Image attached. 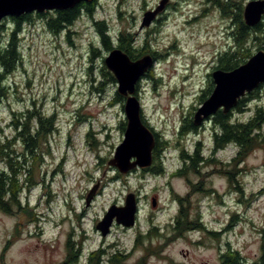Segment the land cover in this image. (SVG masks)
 Returning <instances> with one entry per match:
<instances>
[{"label": "rangeland", "instance_id": "1", "mask_svg": "<svg viewBox=\"0 0 264 264\" xmlns=\"http://www.w3.org/2000/svg\"><path fill=\"white\" fill-rule=\"evenodd\" d=\"M160 1L97 0L94 18L81 14L71 28L58 34L49 30L44 18L22 25L23 62L6 78L7 95L0 100V135L12 137L10 122L14 114L25 116L28 109H38L42 115L56 113L58 130L50 135L49 142H40L43 159L33 166L35 187L22 192L25 206L11 214L0 211L1 263L35 264L46 253L59 257L54 249H62L63 244L56 236L63 238L68 229L75 237L91 236L98 244L96 219L110 203L125 200L133 192L139 195L143 232L147 231V216H154L153 221L161 225L160 234L143 236L137 246L165 254L150 257V264H219L222 252L228 251V242L245 264H262L264 141L243 159H238L233 145L214 153L215 124L211 118L197 131L179 136L183 118H193L203 102L200 94L207 87L208 74L215 70V55L233 41V18L223 17L212 0H169L172 4L162 21L142 28L145 12ZM95 20H105L114 38L120 29L133 33L138 49L146 41L142 50L134 52H144L140 58L151 51L160 54L152 68L157 78V72L163 77L160 81L143 77L138 97L144 120L161 139L169 141L162 154L166 152L164 174L153 175L141 168L123 174L110 164L124 138L120 122L126 121L125 101H115L118 85L106 84L107 78L101 73L110 51L99 46L97 56L91 53L92 46L99 44ZM4 22L2 33L7 38L13 22L11 17ZM247 47L250 57L259 50L254 41ZM260 94L257 101H248L243 112L233 109V118L246 121L257 105L264 107V85ZM89 129L99 140L97 146L88 142ZM261 133L264 135V123ZM16 144L22 150L23 146ZM197 147L200 157L213 162L205 159L196 163V173L187 168L184 175H174L185 168L181 150L193 153ZM5 166L0 160V170ZM24 178L23 174L21 182ZM91 191V205L86 208ZM178 195L184 198L183 211L188 212V216L180 214L181 225L187 226L180 235L166 228L180 207ZM50 221L60 225L54 227ZM186 221L188 224H183ZM202 222L216 233L198 229L204 227ZM2 252L6 254L2 256Z\"/></svg>", "mask_w": 264, "mask_h": 264}, {"label": "trees", "instance_id": "2", "mask_svg": "<svg viewBox=\"0 0 264 264\" xmlns=\"http://www.w3.org/2000/svg\"><path fill=\"white\" fill-rule=\"evenodd\" d=\"M212 1L214 2L215 7L220 10L223 17L233 18L231 19L233 43L230 45L226 53H222L215 58L214 62L216 65L214 66V69L220 68L231 70L242 63H245L247 58L250 57V48L247 47V43L254 41L255 43H258L259 49H264V21L255 27H249L246 25L243 16L245 0ZM96 5L97 0H94L90 3L82 2L74 8L64 10L45 11L42 13H36V15L28 13L19 17L12 16L11 20L13 22V27L8 32L7 38L4 37V34L2 33V30L5 28V22L2 23L0 25V100L1 97L7 95V76L12 74L23 62L21 51L23 24L27 22L33 23L37 17L44 18L49 30L54 34H58L71 28L76 20L81 17V14L94 18ZM94 25L99 34V44H94L92 46L91 53L93 56L98 55L100 51L99 46L108 51H111L114 47L121 48L127 52L133 60H137L144 55V52L141 53L142 55L134 54V52L142 50L147 42L145 41L142 49H138L137 46L139 45V42L137 39L135 40L133 33L120 29L117 37L114 38L112 30L109 28L105 20H95ZM114 42H116V46L113 45ZM159 57L160 56L156 57V63H158V59H160ZM91 59L93 60V57H91ZM153 70L154 69L151 68L144 78L149 77L160 81V78L162 77L157 78L154 75ZM101 73L107 78L106 84L112 85L117 83L114 74L107 68L104 61ZM208 77L207 87L203 88L200 94V99L202 101L207 98V95H210L214 86L211 73L208 74ZM263 85L255 89L249 95L241 98L238 105L234 108L235 111L243 112L247 109L246 106L248 105V101H257L261 97L260 90ZM139 88L140 84L137 86V95ZM117 100L125 101V97L120 95L116 90L115 101ZM232 115L233 110L228 114H224L222 110H219L212 115L215 124L213 152L216 153L217 151L226 148L227 145H233L237 149V155L239 156L238 159H243L248 156L255 146L264 141V135L261 133V127L264 123V107L263 105H257L254 114L246 121L235 119ZM25 116H23V114H14V117L10 122V127L14 132L12 137L8 134L0 135V160L6 163V166L0 170V211L8 214L13 213L15 208H23L21 206L22 192L25 190L29 191L32 187H35L36 182L34 180L33 166L38 163L39 159H43L42 153L39 151L40 142H49L50 135L58 130L56 113L42 115L38 109H28L27 115ZM144 121L149 125L146 120ZM126 125V121L120 122V128L124 131ZM197 128L198 126L194 124L193 118H189L181 125L179 136L184 137L193 131H197ZM155 135L156 146L153 151L154 163L151 167L144 169V172H149L153 175H161L166 171L163 163L166 152L163 156L162 154L166 148L168 149L169 141L161 139L160 133H155ZM87 139L91 146H97L99 143L97 136H95V132L90 129L87 132ZM16 143L23 146L22 150L17 149ZM199 144L200 142H198V145ZM17 151L20 152L17 153ZM199 153V147H197L193 153H189L183 148L180 152V157L183 160L185 168L179 169L174 175H184V173H187L188 171L186 170L187 168L196 173V163L204 161L205 159L207 160V163L213 162V159L200 157ZM233 160H236V158L234 157ZM23 174L25 178L21 182V176ZM230 181H232V177H230ZM237 189L242 190L240 187H237ZM177 197L180 202L179 214L188 216V212L183 211L182 204L184 198L179 195ZM185 223H188V221ZM224 263L244 264V259L237 251H233L227 256ZM261 263L264 264V252ZM255 264H257V262Z\"/></svg>", "mask_w": 264, "mask_h": 264}, {"label": "water", "instance_id": "3", "mask_svg": "<svg viewBox=\"0 0 264 264\" xmlns=\"http://www.w3.org/2000/svg\"><path fill=\"white\" fill-rule=\"evenodd\" d=\"M94 0H0V25L7 17H19L28 13L64 10L74 8L82 2ZM169 0H161L154 10L145 12L141 27L150 26L156 16L162 12ZM244 21L249 27H255L264 21V0H249L244 6ZM107 68L117 80V91L125 97L124 111L126 129L121 144L116 148L110 164L120 173L126 174L135 168L146 169L153 164V151L156 146L154 130L145 123L142 114V104L137 95V86L154 65L151 55L133 60L127 52L114 47L105 57ZM211 78L214 87L210 95L197 108L193 116L196 126L203 124L207 118L222 110L224 114L231 112L239 100L264 84V49L260 48L245 63L231 70L217 68L212 71ZM91 191L87 197V205L93 197ZM123 207L112 206L99 227H108L113 219L119 223L130 225L135 223L138 202L135 193L126 197ZM156 206V199L153 201Z\"/></svg>", "mask_w": 264, "mask_h": 264}, {"label": "flooded vegetation", "instance_id": "4", "mask_svg": "<svg viewBox=\"0 0 264 264\" xmlns=\"http://www.w3.org/2000/svg\"><path fill=\"white\" fill-rule=\"evenodd\" d=\"M171 4H172L171 1H169L165 9L156 16V18L153 20L149 28L156 26L157 23H160L162 21L163 15L167 12ZM157 6L158 5H156V7ZM156 7L152 8L151 10H154ZM231 38H232V32H231ZM229 47L223 48L220 52L217 53V55H215V57L219 56L222 53H226ZM148 54L152 56L155 64L157 61L156 57L159 56L160 54H158V52L155 51H151ZM210 118L211 120L213 119V117L210 116L206 120ZM186 120L188 119L183 118L182 122H185ZM154 132L156 134L158 133L156 131ZM136 195L138 201V211L134 224L132 222L130 225H125L124 223H119L115 218L108 227L100 228L98 226L99 222L104 218V216L107 214V212L112 206L123 207L127 203L126 199L122 201H113L112 203L109 204L108 209H106L103 212L102 216L97 218L94 223V231L99 236L98 244H95V239L93 237L91 236L75 237L74 232L70 231L71 229H68V233H66L63 238L61 237V235H59V237L56 236V238H59L60 244H63L62 249L60 248L54 249L56 252H59L57 253L59 254V257H55L54 253H46L44 254L45 256L43 260L35 264H150L148 261L150 257L165 255L164 253L161 254L159 249L147 248V247L140 249L137 247L143 236L149 237L154 233H159L161 225H159V223H157L156 221H153L154 216H147L145 220L147 231L143 232L142 229L144 227L141 225L140 217L138 215L140 209V202H139L140 200H139V195L137 193ZM90 205L91 202L88 203L87 205V201H86V208H89ZM21 206L24 207L25 205L21 203ZM68 207L71 208V206ZM179 213H180V207H178L177 214L174 217H172L166 225V228H173L177 232V235H180L182 231L187 227L181 225L183 218ZM84 214L85 213H82L81 216H83ZM50 222L54 227H58L60 225V223L57 222L55 223H53L52 221ZM183 224H188V223L183 222ZM74 226H75L74 224H71V227ZM200 228L203 229L204 231L207 230L209 234L216 233L210 230L208 227L206 229L205 225L204 227L202 226L199 227L198 229ZM133 230H135L134 237H133ZM116 231H119L117 235H115ZM227 244H228V248H227L228 251L227 253L222 252L220 256L221 260L219 264H225L224 261L227 259V256L230 255V253L228 252L230 250L231 252H233V249H231V243L228 242ZM137 251H141V254L137 255L136 254ZM1 254L3 256L6 253L2 252ZM187 254H188L187 252L184 253V255ZM256 262L257 264H260L258 261ZM256 262H254V264ZM0 264H7V262H2V263L0 262ZM20 264H33V263H20ZM172 264H185V263H172Z\"/></svg>", "mask_w": 264, "mask_h": 264}]
</instances>
